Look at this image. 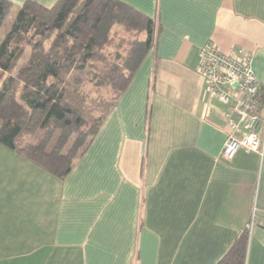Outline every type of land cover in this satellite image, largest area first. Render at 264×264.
Returning <instances> with one entry per match:
<instances>
[{"label": "crops", "instance_id": "crops-1", "mask_svg": "<svg viewBox=\"0 0 264 264\" xmlns=\"http://www.w3.org/2000/svg\"><path fill=\"white\" fill-rule=\"evenodd\" d=\"M119 1L155 46L63 180L0 146V264H216L247 224L245 264H264V138L223 159L228 120L239 138L248 119L198 73L208 42L239 48L264 88V0Z\"/></svg>", "mask_w": 264, "mask_h": 264}, {"label": "trees", "instance_id": "trees-1", "mask_svg": "<svg viewBox=\"0 0 264 264\" xmlns=\"http://www.w3.org/2000/svg\"><path fill=\"white\" fill-rule=\"evenodd\" d=\"M122 29L128 38H119ZM157 31L119 0H57L49 9L0 0V146L63 180L154 48ZM72 72L84 77L70 79ZM257 106L263 119L262 86ZM38 132L33 144L28 139ZM249 233L247 224L216 264H245Z\"/></svg>", "mask_w": 264, "mask_h": 264}, {"label": "built area", "instance_id": "built-area-1", "mask_svg": "<svg viewBox=\"0 0 264 264\" xmlns=\"http://www.w3.org/2000/svg\"><path fill=\"white\" fill-rule=\"evenodd\" d=\"M198 56V73L210 94L223 103L233 101L231 112L241 120L248 119L250 132L239 138L233 135L239 123L228 120L229 133L222 149L223 159L232 160L239 150L262 154L264 118L258 116L260 85L252 69V56L239 48L221 52L212 42L205 44Z\"/></svg>", "mask_w": 264, "mask_h": 264}, {"label": "rangeland", "instance_id": "rangeland-1", "mask_svg": "<svg viewBox=\"0 0 264 264\" xmlns=\"http://www.w3.org/2000/svg\"><path fill=\"white\" fill-rule=\"evenodd\" d=\"M119 34H118L119 35V38H124V37L125 38H128V34L127 33H124L123 32V29L121 31H119ZM24 63L25 62L22 63V61H21V63H20L21 66H23ZM83 77H84V73H80V72H72L71 75H70V79H72V78H83ZM42 134H43L42 132H38L33 137H31L30 139H28V140H31V142L33 144H36L40 140Z\"/></svg>", "mask_w": 264, "mask_h": 264}]
</instances>
